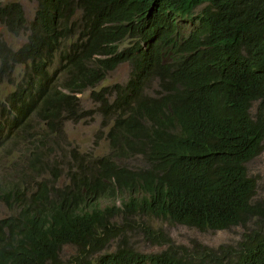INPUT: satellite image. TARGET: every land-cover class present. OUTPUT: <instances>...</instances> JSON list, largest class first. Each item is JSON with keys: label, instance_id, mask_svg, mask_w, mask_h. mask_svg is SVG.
Listing matches in <instances>:
<instances>
[{"label": "trees", "instance_id": "trees-1", "mask_svg": "<svg viewBox=\"0 0 264 264\" xmlns=\"http://www.w3.org/2000/svg\"><path fill=\"white\" fill-rule=\"evenodd\" d=\"M37 1L31 21L21 2L0 4L7 30L27 35L15 49L0 33V81L14 86L0 98V264H264V182L248 170L264 151V0ZM123 64L127 83L98 89ZM88 89L110 151L72 149L63 165L49 152L65 149V120L88 117ZM137 216L243 232L144 253L120 231Z\"/></svg>", "mask_w": 264, "mask_h": 264}, {"label": "rangeland", "instance_id": "rangeland-1", "mask_svg": "<svg viewBox=\"0 0 264 264\" xmlns=\"http://www.w3.org/2000/svg\"><path fill=\"white\" fill-rule=\"evenodd\" d=\"M10 1H19L22 3L26 17L28 21L34 18L38 1L37 0H0V4H5ZM0 33L3 38L15 49H18L26 40V33H22L19 36H15L10 33L5 25L0 20ZM128 43H124L121 48H124ZM18 72V70H17ZM130 76V66L123 64L119 66L115 71L111 72L107 78L99 85L98 89L103 87L112 86L114 84H126ZM5 79L4 81H6ZM11 80H14V76H11ZM14 90V86L9 81H0V98L3 97V92H11ZM93 89H88L82 94H79L82 105L90 112L88 117H84L79 121L65 120L61 127V135L64 137L62 140L65 149H53L50 150L49 156L51 159H63L62 164L67 165L69 160H72V149L78 152H92L95 155H105L110 151V138L111 122H104L103 114L98 112L96 104L91 98ZM34 127L33 134L37 135L38 130L42 127L39 124V120L36 119L33 122ZM0 149H3L1 147ZM11 149V148H10ZM27 148H21L20 151H24ZM0 151V176L3 175V155ZM248 170L250 174L258 175L261 177V181L264 182V151L263 153L248 164ZM44 171V170H43ZM67 175H63L59 179V184H63L67 180ZM10 213L9 209L4 203H0V218L7 216ZM130 225L122 228L121 235L125 237L130 245L140 252L150 253L159 252L168 248L169 245L178 246H191L194 244H201L210 248H218L226 244H234L237 240L241 239L243 229L232 228L227 231H199L196 229L188 228L185 226L173 224L168 220L157 219L153 216H137ZM121 225L122 220L117 219ZM145 221L147 225L151 226L152 230L159 232V234L165 235L169 244H162L161 246L153 245L149 238L146 236L141 228V223ZM114 247V246H113ZM77 250L74 245H66L61 253V257L65 260L76 256Z\"/></svg>", "mask_w": 264, "mask_h": 264}, {"label": "clouds", "instance_id": "clouds-1", "mask_svg": "<svg viewBox=\"0 0 264 264\" xmlns=\"http://www.w3.org/2000/svg\"><path fill=\"white\" fill-rule=\"evenodd\" d=\"M0 119H1V117H0Z\"/></svg>", "mask_w": 264, "mask_h": 264}]
</instances>
